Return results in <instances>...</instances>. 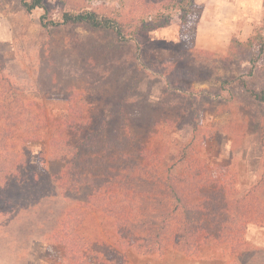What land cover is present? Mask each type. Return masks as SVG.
<instances>
[{"label":"rangeland","instance_id":"rangeland-1","mask_svg":"<svg viewBox=\"0 0 264 264\" xmlns=\"http://www.w3.org/2000/svg\"><path fill=\"white\" fill-rule=\"evenodd\" d=\"M146 1L148 9L142 0H44L48 19L79 9L127 14L135 37L119 43L75 26L44 30L42 10L27 14L18 0H0V264L66 262V241L53 236L90 194L60 186L58 134L69 117L83 118L69 138L81 156L140 160L144 152L163 179L206 166L211 179L233 183L229 196L256 198L234 255L223 245L196 256L119 249L98 216L97 230L88 224L82 236L108 239L116 250L109 264H264V102L239 81L226 83L249 66L227 57L226 39L197 38L199 5L183 14L166 0ZM254 30L264 36V14ZM259 64L246 77L257 92L264 57Z\"/></svg>","mask_w":264,"mask_h":264},{"label":"trees","instance_id":"trees-1","mask_svg":"<svg viewBox=\"0 0 264 264\" xmlns=\"http://www.w3.org/2000/svg\"><path fill=\"white\" fill-rule=\"evenodd\" d=\"M166 1L169 7L183 14L188 13L194 4V0ZM18 2L27 14L42 10L39 23L44 30L75 26L109 32L119 43H127L135 37V30L128 25L130 19L127 20V14L123 16L122 12L112 11L108 15L91 9L66 10L60 19H48L44 0ZM141 5L147 9L150 7L146 0H142ZM155 17L159 18V14ZM152 25L149 23L145 27ZM226 54L228 58L249 66L240 79L227 80L226 83L239 81L250 98L264 102V90L257 92L246 81L264 57V36L256 31L245 42L232 39ZM79 121L83 118H67L66 133L58 134L59 144L62 142L58 157L64 164L60 186L66 192L81 186L90 189L84 203L68 209L66 227L63 225L53 236L57 242L66 241L65 264H109L110 256L116 250L108 239L100 234L95 237V233L90 239L82 236L84 230L90 234L88 224L90 229L97 230L98 216L105 220L106 230H115L119 249L133 248L142 254H151L163 253L171 247L186 256H196L211 245H223L233 255L240 251L242 232L251 221L249 209L256 198L229 196L233 183L211 179L206 166L202 169L187 166V179L182 176L163 179L154 166L145 162L151 161L149 155H143L144 152H140V160H133L131 154L125 152H119L117 158L111 160L81 156L79 145L69 143L70 136L79 134L78 127L74 128Z\"/></svg>","mask_w":264,"mask_h":264},{"label":"crops","instance_id":"crops-1","mask_svg":"<svg viewBox=\"0 0 264 264\" xmlns=\"http://www.w3.org/2000/svg\"><path fill=\"white\" fill-rule=\"evenodd\" d=\"M201 8L197 38L232 39L245 42L263 20L264 0H194ZM240 38V39H239ZM214 45V44H213Z\"/></svg>","mask_w":264,"mask_h":264}]
</instances>
